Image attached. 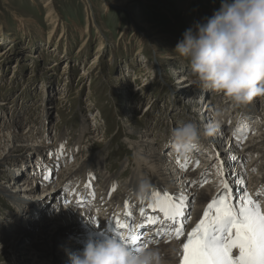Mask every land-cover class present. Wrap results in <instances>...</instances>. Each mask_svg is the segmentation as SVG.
<instances>
[{
    "label": "rangeland",
    "instance_id": "374dc122",
    "mask_svg": "<svg viewBox=\"0 0 264 264\" xmlns=\"http://www.w3.org/2000/svg\"><path fill=\"white\" fill-rule=\"evenodd\" d=\"M47 1L49 0H0V40L3 39L2 35L5 37L0 52L6 61L2 67L0 65V114L6 110L5 121L9 123L5 128H10V121L17 119L19 114L23 119L20 127L15 130L1 128L0 135L20 134L27 128L26 132L32 136L29 144L35 143L45 130L52 146L63 137L68 149H72L73 145L80 141L81 155L77 157V166L79 168L84 164L86 158H89V161L98 159L99 164L92 165L97 167L91 168L97 169L101 185L108 184L105 180L111 176H115L121 185L130 182L131 177H138V167H143L144 171H148V176H153L150 173H155V168L148 161L154 159L141 148L143 142L139 132L150 133L154 148L159 151L156 155L158 158L164 156L165 153L162 155L159 149L165 146L171 129L180 125L178 122L195 121L197 125H205L206 116L198 106L201 103L195 104L189 100L196 86L190 90L178 91L181 79L175 77L172 69L186 71L187 76L193 79L194 77L188 60L180 57L174 49L182 39L185 29L193 26L195 22H203L205 18L211 17L213 12L219 9L221 0H135L129 4L126 3L127 0H53L49 7L55 9L60 26L57 34L51 39L52 43H49L48 38L54 25L47 16L50 10L45 7ZM20 23L31 28L35 37L31 39L27 35L24 36L25 30ZM1 27L4 31H1ZM63 29L66 36L60 40ZM85 29H88L89 35L84 33ZM11 33L19 37V43L9 41L13 37ZM157 35L164 36L163 40L156 38ZM47 43L51 50L57 49L56 52L46 50ZM13 45H16L14 51L11 50ZM99 47L104 49L101 53L103 59L100 66L89 72L92 57ZM139 50L143 54L137 55ZM33 53L41 58L34 60L29 57L30 54L34 55ZM165 56L168 59H162ZM1 60L2 58L0 63ZM54 65L57 66L52 71L47 70L48 66ZM65 65L69 66L67 76L63 73V70L66 71ZM89 75L91 77H88ZM117 76L122 79L121 82L115 80ZM133 77H138V80L131 82ZM123 79L124 82L134 83L132 90L135 92L131 93L135 94L133 101L120 93L119 85ZM204 91L206 90L201 89L196 92L202 94ZM256 100L261 101V98ZM148 108L150 109L147 114ZM47 111L48 116L51 111L52 117L49 119L44 116ZM130 116L135 118V124L130 123ZM93 121L95 123H92ZM94 128L98 132L96 138ZM38 141L35 144L42 147L44 138ZM254 141L252 143H255ZM224 143L227 142L222 141L221 145ZM20 145L23 144L14 143L8 146L2 151L3 159L28 155L27 151L31 146L25 144L28 148H22ZM254 146V149L258 150L262 147ZM260 151L264 153V149ZM83 154L86 156L82 157ZM253 156H248L247 161L246 157L241 165L230 164L228 170L235 174L240 166L247 167ZM33 163L35 164V161ZM4 167L7 170L12 169L8 165ZM60 174L61 172L58 175ZM260 175H264V171L260 172ZM62 180L65 178L59 182ZM9 183L10 181H4L0 175V264L9 263L2 249L8 245L4 242L6 236H10L7 240L12 242L11 236L24 227L31 234L28 235V244L43 243L41 232L62 225V222L56 220L60 216L59 213L72 208L59 203L60 206L52 209L50 217H41L38 221V217L32 218L30 213L22 223L24 217L19 218L21 210L15 202L13 203L11 196L17 194L19 198L37 203L46 200L45 197L36 199L41 195L43 186L24 194L22 190L29 185V180L21 183H26L24 187ZM34 219L37 220L33 222L36 226L32 227L34 230L30 232V222ZM46 221V224H42ZM93 230L98 229L94 227ZM86 238L88 236L83 237ZM64 260L63 257L61 263L67 264Z\"/></svg>",
    "mask_w": 264,
    "mask_h": 264
},
{
    "label": "bare ground",
    "instance_id": "6f19581e",
    "mask_svg": "<svg viewBox=\"0 0 264 264\" xmlns=\"http://www.w3.org/2000/svg\"><path fill=\"white\" fill-rule=\"evenodd\" d=\"M52 2H53V0L47 1L45 3V7L51 6ZM132 2H135V0H127L126 1V3H128V4L132 3ZM49 8H50L49 15H47V16L50 17L49 21L51 24L54 25V27L50 32V36H49L48 40H49V43H52L53 40H51V39L53 38V35L57 34V29L60 26V24H59L60 19H59V16L55 15L56 14L54 12L55 9L53 7H49ZM23 23H20V25H22L21 27L25 30L23 35L24 36L27 35L31 39L34 38L35 37L34 32H32L31 28H28L27 25H25ZM1 31H4L2 29V27H1ZM84 31H85L84 33L89 35L88 29H85ZM60 35H61L60 40L65 39V36H66L65 29H63V32H61ZM2 36H3V39L0 40V47L3 46V44L5 43L4 42L5 37H4V35H2ZM12 36H13L12 39L10 38L9 41H14V43L20 42V39L18 36H15L14 34H12ZM156 38L163 40L164 36L157 35ZM49 43L46 44L45 49L49 50V52L50 51L56 52L57 49L51 50L48 47ZM14 46H16V45H13V47ZM15 49H16V47H14L13 49L11 48V50H13V51ZM25 50H26V47H25ZM81 50L82 49H80V51ZM103 51H104V49L101 50V48L99 47L97 52H95L94 56L92 57L91 65L88 68L89 72L92 69H95L96 66H100V62L103 59V57L101 55V53ZM33 54L34 55L30 54L29 57H31L34 60H39L41 58L40 56H37L35 53H33ZM139 54H143L141 50H139V52L137 53V55H139ZM0 58H2L1 63H0V65L2 67V65H4L5 64L4 62H6V61H5V57L1 56V52H0ZM162 59H168V57L165 56ZM56 66L57 65L48 66L47 70L52 71L54 69V67H56ZM16 67H17V65L15 66V68ZM146 67H147V65H146ZM144 68H145V66H144ZM64 69H66V71L63 70V73H65L67 76L69 66L65 65ZM97 69H98V67H97ZM145 69L147 70L148 67ZM99 71H101V69ZM172 72L174 73L175 77H177L178 79H181L179 81V82H181V85H180V88L178 89V91H180L182 89L190 90V89H192V87H195V85H193L191 83L193 78H190L186 74L181 75L180 74L181 71L179 69H176V68L172 69ZM91 76H93V75L91 74ZM91 76L89 75L88 77H91ZM115 80L121 82L122 79L119 76H117ZM137 80H138V77H133L131 79V82L132 81L136 82ZM95 81L96 80L94 79V82ZM99 83H101V82H99ZM133 84H130V82H128V81L124 82V79H123L122 84L119 85L120 91H121L120 93L123 94L124 97H126L127 99H129L131 101H133L135 99L134 98L135 94L131 95V93L135 92L134 90H132L133 89L132 87H134ZM144 86H146V85H144ZM194 91H195L194 94L191 96L192 98L191 99L189 98V100H192L195 104L203 103L205 101V99L203 97H205L207 95V90L202 92V94H201V92H198L201 95H203V97H201V95L200 96L197 94L195 95L196 91H201L200 88L196 87L194 89ZM60 98L61 97H59V99ZM260 98H261V101L254 100V102L256 104H259V106L261 108L264 105V97H260ZM260 98H257V99H260ZM206 99H208V98H206ZM223 102H224V104H228V102H230V100L228 98H224ZM207 103L210 104L211 100H208ZM149 109L150 108H148V110H147V114H148ZM47 110H48V108H47ZM48 111L44 115L45 119H47V118L49 119L50 117H52L51 111H50V115L48 116ZM2 113L3 114H0V131H1V128L15 130V129L20 127L21 122H22L21 121V119H22L21 114H19V116H16V117H18L17 119L14 120V118H13V120L10 121V126H8L10 128H5L7 123H9V122L5 121L6 110H4ZM203 114L206 116V120L204 122H205V127L207 128V126L209 124H211L210 123L211 117L206 115L204 112H203ZM130 117H132V116H130ZM93 119H95V118H93ZM221 122H222V120H221ZM92 123H95V122L93 121ZM130 123H133V124L136 123V120L134 117H132V119L130 120ZM221 125H222V123H220L219 126H221ZM45 126H46V122H45ZM199 128L202 129L201 125L199 126ZM203 128H204V126H203ZM97 129H98V127H97ZM97 129L94 128V131H95L94 132V134H95L94 138L98 137L97 136L98 134H96V133H98ZM26 130H27V128L25 129V131L23 133L21 132L20 134L6 133V134L0 135V158H1V160H0V175H2V178L4 181H10L9 184L12 183L14 185L16 184L17 186H19V184H20V186L22 185L21 187H24L26 185V183L21 184L23 181L28 182V180H29V185L26 186V188L22 190V192L24 191L23 192L24 194L27 192L30 193L34 189H36L40 186H43L42 187L43 191L41 192V195L38 196V198H36V199L40 200L43 197H45L46 200H43V201H40L37 203L36 202L35 203L28 202V201L22 199L21 197L19 198L17 196V194H14V196H11V200H13V203L14 202L16 203L17 207L21 210V213L22 214L24 213V215H23V216H25L24 219H26V216L28 218L29 217L28 215H30V213H32L34 211L37 212L36 216H40V218L43 217L45 219L46 217H50V214H51L52 209L54 207H58V206H60V204H63L62 198L65 196L66 189L69 186H74L76 184L75 181L77 180L78 175L85 173L87 169L93 167L92 165L94 163H95L94 165H96V164H99V162H98V159L89 161V158L88 159L86 158V161L84 162V164H81V166L78 168V166H77V160L78 159H76V158L78 155H81V151H78V148L75 149V151L71 152L69 156L67 154L61 153L60 156L59 155L57 157L54 156L55 157L54 167L60 168L61 172H63L61 174L60 179L65 178V180L61 181V185H57V183L56 184H54V183L41 184L40 183V184L36 185L35 184V181H36L35 178H37V177H34V174H31L32 173L31 170L32 171L36 170L34 168V165L38 163L40 158H43L44 155L48 154V153H49V155H53L54 151L50 145H47V144L44 145L43 144L42 147H40V145L38 146L37 144H35V143L39 142L38 139L35 140V143L29 144L30 137H32V136H30L29 132H26ZM131 130H133V129H131ZM203 132L204 131L201 130L202 136L204 135ZM139 133L141 134L142 142H143L141 148L143 149V151L145 153H147V154L150 153V156H153L154 161H148V162H149V164L151 163L153 168H155L154 169L155 173H150L153 176H150V175L148 176V171H144L143 167H140V168L138 167V170H137L138 173L136 172L138 174V177L137 178L131 177L130 183L129 182L125 183L124 190H127L129 193L131 191V194H134L138 188L139 181L142 180V178L144 179L145 177L148 176L147 179L150 183V186H152L151 193L153 191H162L163 189L170 190L172 193L173 192L178 193L179 191H181L183 189L182 185H184L185 181L182 180L180 173L176 170V165L173 164L174 161H172V163L169 161L168 156H170V155L164 154V156H160L157 158L156 155H157V153H159V151L154 148V143H153L154 141L151 139L150 133H147V132H144V133L139 132ZM31 135H33V134L31 133ZM212 136H213L212 137L213 139H210V138L206 139L205 138V141H207L209 146L212 148L211 153H210L212 157L211 156H202L203 158H206L207 160L204 161V163L202 161L200 162L201 166L199 167V170H200L201 174L191 172V174H193L190 176L191 178H193L195 176H199L198 178H196V177L195 178L198 179V183L201 185L202 184L201 181L203 180V176L206 174V172L208 170L211 169V166L217 165V167H219L222 164L223 169H224L223 179H226L225 177H228V178H230V180L232 182L236 183V182H238V178L242 177L245 182L247 180L254 182L257 179H259V180L262 179V182H264V175L259 176V173L264 171V165H261V163H263V160H264V153H262V151H260V149H264V131L259 135V139H254L255 143H251V145L249 147H247L248 150L246 152H249V153L251 152V154L254 155L249 160V165L247 167H243V168H242V166H240V168L236 171L235 174L233 173V171L228 170L229 165L232 163L236 164V165H241L242 161L244 159H246V153L242 154V155H241V152L236 153V152H239V150L237 149L238 146H236V144L230 142L229 139L227 140L226 138H224L222 131L217 130ZM39 139H41V138L39 137ZM121 139H123V138H121ZM222 141L227 142V143H224V145H221ZM14 143H16L17 145L23 144V145H20L21 147L23 146L22 148H28L26 146L30 145L31 148H28V151H27L28 155L24 154L23 156H17V157H14L13 159L9 158L8 160L7 159L4 160L3 159L4 157L2 156V151H4L6 148H8V146H10L11 144H14ZM25 144H28V145H25ZM253 144L258 145L259 147L261 145L262 147H260L259 150H258V148L254 149V147H256V146H254ZM204 145H207V144L200 143L199 148L202 149ZM41 149H44V150H41ZM103 149H104V147H103ZM159 150L163 151L162 149H159ZM256 154H257V156H256ZM85 156L86 155H84L82 157H85ZM150 156H149V158H150ZM74 159H75L76 163H75ZM34 161H35V164L33 163ZM88 161H89V163H87ZM154 162H156V163H154ZM65 163L66 164L72 163L73 165H71V166L69 165V166L65 167L66 169L68 167H70V168H68V170L64 171L63 165ZM100 164H102V162H100ZM7 165L11 166L12 169L11 170L4 169L5 168L4 166H7ZM76 166H77V168H76ZM237 167H239V166H237ZM254 167L257 169L256 173L250 174V176H249V169H252ZM45 169L47 170V172L50 171V170H48V168H45ZM245 173H246V175H245ZM219 176H221L220 173H219ZM258 176H259V178H258ZM29 177H31V178L29 179ZM213 177L210 174V177H208V179H209L208 182L206 184H203V188L201 190L199 187L190 190V192L188 194L189 195V202H187L188 206L193 203V204L197 205V208L199 210H201L202 207H204L205 204L207 202H209V200L211 199L210 197L215 195L214 193L216 192V191L212 190V184H215V182H216V180L212 179ZM104 178H105V176H104ZM113 178H116V177L115 176L109 177L107 179V182ZM30 182H31V184H30ZM136 182H138V183H136ZM173 182H176V183H173ZM176 185L180 186L178 188V190H177ZM46 186H48V187L46 188ZM186 190H188V188L185 187L182 191L186 192ZM203 190H204V192H203ZM46 191H48V192L46 193ZM218 192H220V191L218 190ZM49 194H52V195H49ZM112 194H113V192L111 190H109L107 192L106 196H108V198H109V196H111ZM80 197H81V195H79L78 198L80 199ZM102 197L105 198V196H102ZM192 197L195 198L194 202H190L192 200ZM78 202L79 203L77 204V203H72L71 201H69V203H72V206H70L72 208H70V209L68 208V210H65V211H62L59 213L60 216L57 217L56 220H58L59 222H62V225H57V227L48 228V230H46V231L44 230V232H41V234H42L41 240L44 239L43 243L31 242V244H28L30 242V240L28 239L29 238L28 235H31V234L29 232L25 231L24 227L19 228V229H22V233L21 234H15L14 236H11L12 242L6 241L5 243H6V245L7 244L8 245L5 247L4 246L2 247L3 252L8 257V261H9L8 264H52V262L54 264H62L61 259H63V257L65 258L64 261L67 262V264H71L70 256L72 254L78 252V251H82L86 242L89 240V238L92 237L91 239L96 240V239H100V238L104 237L107 233H106V230H104V227H103V230L101 229L103 226V221L101 219L99 220V217L94 213L93 210L84 211V209L81 208L80 201H78ZM106 202H108V201H103L101 207L104 206V208H110L111 203L109 202V204L104 205ZM75 208L77 211L75 210ZM110 210H112V208L109 209V211ZM103 211H104V213L107 212L106 209H103ZM92 213L94 214V216ZM200 214H201V212L196 210L194 218L196 219L198 216H200ZM36 216H32V218L36 217ZM19 218H20V216H19ZM31 222L32 223L30 225V228H31V226L35 227L36 225H32V224H33V222H37V220L34 219ZM46 223H47V221L45 223H42V224H46ZM96 226H97V228H100V229H98L99 231L93 230V228ZM18 233H20V232H18ZM85 236H88V238L83 239V237H85ZM183 242H184V240H178L177 242H174V244H172L170 246L160 247L161 251L165 253V259L169 261V264H180V256L182 254L181 253V246H182ZM170 249L173 251H170ZM0 260H1V256H0Z\"/></svg>",
    "mask_w": 264,
    "mask_h": 264
},
{
    "label": "clouds",
    "instance_id": "9594fccd",
    "mask_svg": "<svg viewBox=\"0 0 264 264\" xmlns=\"http://www.w3.org/2000/svg\"><path fill=\"white\" fill-rule=\"evenodd\" d=\"M174 52L188 60L196 87L221 94L237 106L264 97V0H221L211 17L185 29ZM213 117L203 132L206 136L218 130L223 111L215 110ZM200 139L195 121L180 124L170 135L182 155L198 148ZM150 190L144 178L134 194L146 197ZM70 259L71 264H169L159 247L133 249L111 234L89 239Z\"/></svg>",
    "mask_w": 264,
    "mask_h": 264
},
{
    "label": "snow or ice",
    "instance_id": "6c2138e0",
    "mask_svg": "<svg viewBox=\"0 0 264 264\" xmlns=\"http://www.w3.org/2000/svg\"><path fill=\"white\" fill-rule=\"evenodd\" d=\"M188 163V157H185L184 161L177 158V164L182 171L188 170ZM196 166H199L198 160ZM252 171H256L255 167ZM219 173L222 177L219 185L221 190L207 204L199 222L187 233L181 246L180 264H264V210L259 201V197L264 195V190H258L257 199H253L246 188L237 191L229 187V181L223 179L222 164L219 166ZM238 183L243 185L244 179L238 178ZM200 186L203 187V184ZM115 190L113 187L112 191ZM151 196L154 203H149L147 207L158 209L163 214V219L161 220L160 216H146L141 208L140 215L145 218V223L164 225L157 230V236L163 233L180 239L184 236V226L190 219V213L185 215L186 202H189L188 193L153 191ZM194 199L192 197L190 202H194ZM124 206L126 210L129 209L128 200ZM131 215V211L124 213L126 219ZM126 227L127 224L117 219L112 231L133 249L152 242L142 241V234L137 235L134 231H130L125 238L117 229ZM233 249H238L237 255H233Z\"/></svg>",
    "mask_w": 264,
    "mask_h": 264
}]
</instances>
